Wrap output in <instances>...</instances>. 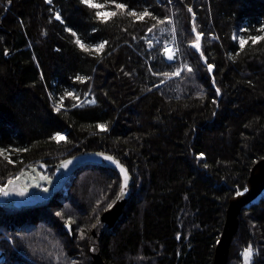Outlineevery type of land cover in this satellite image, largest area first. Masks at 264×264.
<instances>
[{
	"label": "trees",
	"instance_id": "1",
	"mask_svg": "<svg viewBox=\"0 0 264 264\" xmlns=\"http://www.w3.org/2000/svg\"><path fill=\"white\" fill-rule=\"evenodd\" d=\"M117 3L128 9L103 23L81 0H0V186L39 163L55 178L68 157L111 153L132 179L123 214L100 241L105 263L213 264L230 201L264 159V41L241 50L233 39L262 34L264 0ZM133 9L152 16L137 22ZM192 13L202 56L191 47ZM152 25L158 40L149 46ZM69 28L89 47L108 43L85 52ZM173 36L179 55L167 61ZM183 65L192 71L162 75ZM71 88L94 103L79 104ZM120 187L115 168L87 164L49 202L0 204V264H95L89 235ZM239 219L228 264H244L249 245L251 264H264V194Z\"/></svg>",
	"mask_w": 264,
	"mask_h": 264
},
{
	"label": "water",
	"instance_id": "2",
	"mask_svg": "<svg viewBox=\"0 0 264 264\" xmlns=\"http://www.w3.org/2000/svg\"><path fill=\"white\" fill-rule=\"evenodd\" d=\"M108 156L119 161L120 165L128 171L129 181L126 190L123 193L120 191L119 199L116 203L111 208L102 212L89 235L90 251L94 263L106 264L101 254L100 241L103 235L116 224L123 214V209L130 194L132 179L129 168L115 155L99 151H84L75 154L59 163L60 174L55 178L50 177L46 173L48 166L45 163L31 166L29 170L23 171L20 174L18 180L8 185L6 188L7 195L0 193V204L13 206L15 209L21 210L25 207L37 206L49 202L65 188L67 182L77 169L87 164H107L115 168L119 173L118 168L106 159ZM68 161L71 163H68L67 167H64L65 162ZM120 176L122 184V174ZM28 179H36L37 182H31L28 185ZM41 184L44 187H41ZM240 193L242 194H237L230 201L226 223L216 247L213 264H228L230 245L239 228V217L242 210L245 207H249L252 202L256 201L264 193V159L252 170L246 193ZM68 229L70 230V225H68Z\"/></svg>",
	"mask_w": 264,
	"mask_h": 264
},
{
	"label": "snow or ice",
	"instance_id": "3",
	"mask_svg": "<svg viewBox=\"0 0 264 264\" xmlns=\"http://www.w3.org/2000/svg\"><path fill=\"white\" fill-rule=\"evenodd\" d=\"M9 2H10V0H9ZM49 2H50V0H49ZM169 2H171V0H169ZM81 3L84 4L86 7L90 8V9L96 10L95 14H94L95 18L97 20H99L100 22H103V23H107L110 19L116 17L118 12L119 13H123V12H125L128 9V6L126 4L117 3V0H105V3H98V2H96V0H81ZM110 5L114 6L116 11H106L105 9L107 7H109ZM188 11L192 12L191 8H189ZM127 15L131 16V17H135V21L139 22V21H144L146 17L152 16V13L149 12L147 9H145L142 12H137V11H135V9H133L131 11H127ZM192 16H193L192 31L195 34V38L191 42V47H193L195 50L200 51V54L202 56L203 53H202L201 40L203 38V33L196 31L195 24H194L195 13H192ZM55 18L57 20L61 19V17L59 16L58 13L56 14ZM159 23L163 24V23H165V21L161 20V21H159ZM155 27H156V25H152L151 27H149L147 29V31L149 33H151ZM68 31L71 32L74 37H76L74 43L79 48H81L82 50H84L85 52H88V53H93L94 52L95 54H101L103 52L104 48H105V45L108 43L107 41H104L102 43L94 44L91 47H89V46L85 45L83 43V41H81V39L78 36H76V33L72 32L71 28H69ZM172 31L174 32L175 29L173 28ZM257 31L261 32L262 34L249 36L247 39H245L243 37L237 38V36L234 35L233 39L234 40L238 39V47H239V49L243 50L244 47L249 43V41H251V43L253 45H255L256 43H258L260 41H264V25H262L260 29H257ZM173 39H175L174 36H173ZM148 43H149V46H152V41L151 40H149ZM164 52L167 54L166 58L168 60L174 59L173 49L171 47H168L166 45L164 47ZM204 60H205V63H206V58H204ZM213 67L214 66L211 65V64L207 65V68H208L209 71H211L213 69ZM183 70L191 72L192 68L190 66L183 65L181 68L176 69L174 72L163 73L162 75L165 76V77H168V78L178 77V76L181 75V72ZM76 79L77 80H81L83 82L87 78L86 77L77 76ZM217 92H219V89H217ZM66 95L67 96H72L73 93L67 92ZM75 99L79 100V97H75ZM63 100H64L63 96L59 98L60 102H59V104L56 105V110L57 111H60V108L63 105ZM88 102L89 103H94V100H90ZM97 127L101 131H106L107 130V125L106 124H98ZM52 139L55 140L56 142H60L62 140H66V137L62 136L60 133H56L52 137ZM14 151L20 152V151H23V150L15 149ZM4 153H5V150L4 149H0V156H4ZM201 156H203V154H201ZM5 158L8 160L9 163H12L10 157H5ZM106 159L108 161L112 162L113 165L118 168L119 173L122 174V184H121V187H120V191H121V193H123L126 190L127 185H128V181H129L128 171L123 166L120 165L119 161L114 160L113 157L108 156V157H106ZM68 163H71V162L70 161L65 162L64 167H67ZM18 179H19V176L15 177V180H18ZM14 182L15 181L13 179H9L7 181L6 185H4L3 187H0V193H3L4 195H7L8 192L6 191V188L8 187V185L13 184ZM245 191H247V189H245ZM237 194L240 195L242 193H237ZM109 207H111V205H109ZM81 236H83V232H81ZM253 254H254V250H253V247L251 245H249L248 247H246L242 251L241 257H242V260H243L244 264H251V259H252Z\"/></svg>",
	"mask_w": 264,
	"mask_h": 264
},
{
	"label": "rangeland",
	"instance_id": "4",
	"mask_svg": "<svg viewBox=\"0 0 264 264\" xmlns=\"http://www.w3.org/2000/svg\"><path fill=\"white\" fill-rule=\"evenodd\" d=\"M146 39H147V41H149V40H151L152 41V43L154 42V40H158V37H157V35L155 34V32L154 31H152L151 33H147V36L145 37ZM168 46V47H171L172 49H173V56H174V59H172V60H168L167 58V61H174L177 57H178V55H179V52H178V47H177V44H176V41H175V39H173V37L172 38H170L169 40H167L166 42H165V44H164V47L165 46ZM92 45H90V47H91ZM163 54H164V56L166 57L167 56V54L164 52V48H163ZM67 92H71V93H73V95H75L76 97L78 96L77 95V90L74 88H71V89H68V90H66ZM90 100H93L92 98L90 99L89 97H87V96H85L84 98H82L81 100H79V104H81V103H83V102H88V101H90ZM30 169V168H29ZM28 169V170H29ZM60 174V169L59 170H57L56 171V176H58ZM20 175V174H19ZM31 182H33V183H35V182H37V180L36 179H28L27 180V184L29 185ZM6 185V184H5ZM41 187H44L42 184H41ZM13 207V206H12ZM240 218V217H239ZM232 244V243H231ZM230 247H231V245H230ZM0 254H1V249H0ZM59 256V255H58Z\"/></svg>",
	"mask_w": 264,
	"mask_h": 264
},
{
	"label": "bare ground",
	"instance_id": "5",
	"mask_svg": "<svg viewBox=\"0 0 264 264\" xmlns=\"http://www.w3.org/2000/svg\"><path fill=\"white\" fill-rule=\"evenodd\" d=\"M85 96H87V95H85ZM85 96H84V97H85ZM92 98H93V97H92ZM18 176H20V175H18ZM16 177H17V176H16ZM13 180L15 181V178H13ZM248 184H249V183H248ZM0 187H3V186H0ZM247 189H248V186H247ZM241 192L246 193L245 190H244V191H241ZM239 193H240V192H239ZM263 194H264V193H263ZM263 194H262V195H263ZM236 195H237V194H236ZM236 195H235V196H236ZM262 195H261V196H262ZM258 199H259V198H258ZM258 199H257V200H258ZM257 200H256V201H257ZM254 202H255V201H254ZM115 203H116V202H115ZM115 203H114V204H115ZM114 204H113V205H114ZM113 205H112V206H113ZM112 206H111V207H112ZM111 207H110V208H111ZM108 209H109V208H108Z\"/></svg>",
	"mask_w": 264,
	"mask_h": 264
},
{
	"label": "built area",
	"instance_id": "6",
	"mask_svg": "<svg viewBox=\"0 0 264 264\" xmlns=\"http://www.w3.org/2000/svg\"><path fill=\"white\" fill-rule=\"evenodd\" d=\"M61 135L65 137V134H64V133H63V134H61Z\"/></svg>",
	"mask_w": 264,
	"mask_h": 264
}]
</instances>
